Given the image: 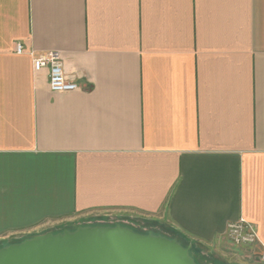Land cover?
Masks as SVG:
<instances>
[{
  "label": "crops",
  "instance_id": "obj_1",
  "mask_svg": "<svg viewBox=\"0 0 264 264\" xmlns=\"http://www.w3.org/2000/svg\"><path fill=\"white\" fill-rule=\"evenodd\" d=\"M113 211L264 264V0H0V246ZM241 218L253 249L227 234Z\"/></svg>",
  "mask_w": 264,
  "mask_h": 264
},
{
  "label": "water",
  "instance_id": "obj_2",
  "mask_svg": "<svg viewBox=\"0 0 264 264\" xmlns=\"http://www.w3.org/2000/svg\"><path fill=\"white\" fill-rule=\"evenodd\" d=\"M180 239L124 224L47 232L0 248V264H201Z\"/></svg>",
  "mask_w": 264,
  "mask_h": 264
},
{
  "label": "built area",
  "instance_id": "obj_3",
  "mask_svg": "<svg viewBox=\"0 0 264 264\" xmlns=\"http://www.w3.org/2000/svg\"><path fill=\"white\" fill-rule=\"evenodd\" d=\"M14 51L18 55L28 54L32 58L35 72L48 69L49 85L53 92H72L78 89V84L76 82L66 78L63 70L62 59L57 52H27L20 43L15 45ZM227 229V234L235 246L247 247L250 250L253 249L259 241L256 229L244 218L229 223ZM259 261L264 263V250L259 254Z\"/></svg>",
  "mask_w": 264,
  "mask_h": 264
},
{
  "label": "trees",
  "instance_id": "obj_4",
  "mask_svg": "<svg viewBox=\"0 0 264 264\" xmlns=\"http://www.w3.org/2000/svg\"><path fill=\"white\" fill-rule=\"evenodd\" d=\"M143 221H144V225H149V223H150L149 221H146V220H143ZM126 226H128V225H126ZM129 227H132V226H129ZM132 228L135 229V230H141V231H144V232H146V233L151 232V231H154V232L157 233V234H162V235L167 236V237H169V238H175V237H177V238L180 239L181 243H182L184 246H186V247L189 246V245L191 244L189 241L183 239L182 237H179L175 232H171V234H164V233H162L161 231L156 230V229H150V230L145 231V230L142 229V227H141V228H135V227H132ZM31 237H33V236H30V237H24V238H22V239L12 241V242H10V243H8V244H5V245H3V246H0V248H2V247H4V246H7V245H9V244H11V243L21 242V241L26 240L27 238H31ZM190 253H191V256H192V257H193L198 263H201V264L209 263V262H208V258H207L206 256L201 255V249H200V248H195V247L193 246L192 249H191V251H190Z\"/></svg>",
  "mask_w": 264,
  "mask_h": 264
},
{
  "label": "rangeland",
  "instance_id": "obj_5",
  "mask_svg": "<svg viewBox=\"0 0 264 264\" xmlns=\"http://www.w3.org/2000/svg\"><path fill=\"white\" fill-rule=\"evenodd\" d=\"M142 216H139L138 214L136 213H133L131 211H113V212H110L106 215V218L104 219V222L107 224V225H114V224H117V222H121V221H124L125 223H134L137 221H134V220H138L140 219ZM128 219V220H126ZM133 226V225H132ZM135 228H138V227H135ZM158 229V228H157ZM161 230V232H163L164 234H171L169 231L167 230H164V229H159ZM206 264H211V263H206Z\"/></svg>",
  "mask_w": 264,
  "mask_h": 264
}]
</instances>
